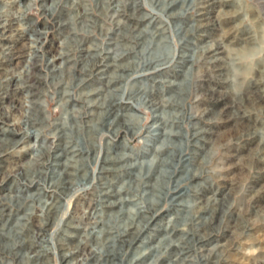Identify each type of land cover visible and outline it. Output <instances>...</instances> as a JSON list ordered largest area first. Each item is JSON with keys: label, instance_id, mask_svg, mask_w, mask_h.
Returning a JSON list of instances; mask_svg holds the SVG:
<instances>
[{"label": "rangeland", "instance_id": "obj_1", "mask_svg": "<svg viewBox=\"0 0 264 264\" xmlns=\"http://www.w3.org/2000/svg\"><path fill=\"white\" fill-rule=\"evenodd\" d=\"M0 264H264V0H0Z\"/></svg>", "mask_w": 264, "mask_h": 264}, {"label": "bare ground", "instance_id": "obj_2", "mask_svg": "<svg viewBox=\"0 0 264 264\" xmlns=\"http://www.w3.org/2000/svg\"><path fill=\"white\" fill-rule=\"evenodd\" d=\"M144 103L146 104L147 102L144 101ZM148 105H149V106H152V105H154V106H158V103H156V102H152L151 100H148ZM26 117H28V115H26ZM109 126H110V124H109ZM167 133H168L169 135H170V134H171V135H178V134L174 133L173 131H168ZM123 157L128 158V157H130V156L127 155V154H125V156H123ZM150 163H151V162H150Z\"/></svg>", "mask_w": 264, "mask_h": 264}]
</instances>
